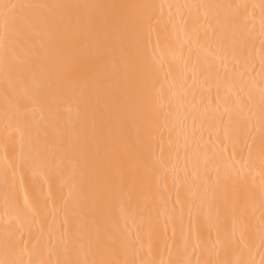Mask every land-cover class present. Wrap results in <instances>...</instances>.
Wrapping results in <instances>:
<instances>
[{"label":"bare ground","instance_id":"1","mask_svg":"<svg viewBox=\"0 0 264 264\" xmlns=\"http://www.w3.org/2000/svg\"><path fill=\"white\" fill-rule=\"evenodd\" d=\"M0 264H264V0H0Z\"/></svg>","mask_w":264,"mask_h":264}]
</instances>
